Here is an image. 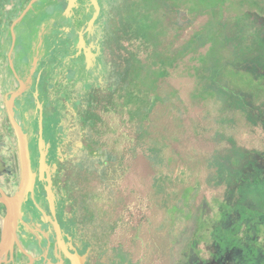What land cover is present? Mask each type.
Returning <instances> with one entry per match:
<instances>
[{
	"label": "rangeland",
	"instance_id": "rangeland-1",
	"mask_svg": "<svg viewBox=\"0 0 264 264\" xmlns=\"http://www.w3.org/2000/svg\"><path fill=\"white\" fill-rule=\"evenodd\" d=\"M110 7L105 59L114 65L108 87L114 92L122 84L127 103L139 101V110L150 95L157 97L149 101L151 107L156 101L161 106L151 113L149 131L134 137L149 149L144 171L151 173L147 192L158 213L148 211L150 221L138 239L129 215L119 212L120 223H113L108 214L110 246L121 248L115 259L121 264L132 256L129 264H264V0H116ZM17 33L27 52V30ZM5 93L0 90V104ZM234 96L247 100L244 111L232 104ZM122 112L103 116L108 139L116 132L125 135L132 123L127 109ZM84 120L88 127L94 118ZM132 155L124 159L131 162ZM19 156L18 138L0 110V165L7 171L0 173L2 184L15 180L11 161ZM127 161L124 168L115 164L114 171L123 173ZM132 181L122 190L136 212L146 195L129 193ZM92 183V192L100 188L99 203L111 206V183Z\"/></svg>",
	"mask_w": 264,
	"mask_h": 264
},
{
	"label": "flooded vegetation",
	"instance_id": "flooded-vegetation-1",
	"mask_svg": "<svg viewBox=\"0 0 264 264\" xmlns=\"http://www.w3.org/2000/svg\"><path fill=\"white\" fill-rule=\"evenodd\" d=\"M111 1L0 0V90L7 89L0 110L15 133L8 113L11 103L15 120L28 137L34 174L33 184L27 185L22 197L17 240L0 264H121L115 259V251L121 248L110 246L107 237L110 215L115 217L113 223H120L119 212L129 215L132 236L137 234L138 239L144 223L150 221L148 211L152 210L151 216L158 213L147 192L151 173L144 171L150 163L149 149L146 143L139 146L134 137L149 131L151 113L161 106L156 101L151 107L149 101L157 97L150 95L139 110V101L127 103L122 84L114 92L108 87L114 65L105 59L112 16L108 8H114L116 0ZM24 28L30 40L27 52L22 51L17 33ZM105 90L114 98L110 93L101 96ZM125 109L132 122L126 134L120 137L116 132L108 139L103 116L119 115ZM88 116L94 121L87 127ZM140 149L143 153L135 155ZM127 153L134 154L131 162L124 159ZM126 161L123 173L114 171L115 164L124 168ZM11 162L15 180L0 182V200L16 197L22 186L19 159ZM4 172L0 165V173ZM96 180L100 187L111 183V206L99 203L100 188L91 191ZM126 180H133L129 193L146 195L136 212L122 190ZM8 215L7 205L0 201V243Z\"/></svg>",
	"mask_w": 264,
	"mask_h": 264
},
{
	"label": "water",
	"instance_id": "water-1",
	"mask_svg": "<svg viewBox=\"0 0 264 264\" xmlns=\"http://www.w3.org/2000/svg\"><path fill=\"white\" fill-rule=\"evenodd\" d=\"M26 12L17 22L14 23V26L23 19ZM8 113L10 122L18 138V146L20 153L19 165L20 174L22 176V186L20 192L16 195V197L5 198L3 200H0L2 203L7 205L9 210L8 220L3 231L2 241L0 243V263L2 261V257H4L11 250L14 245V242H16L17 240L16 226L20 218L22 197L26 188L28 187L27 185H32L34 182L33 166L31 161L28 137L26 133H24L22 127L16 122L11 103L8 106Z\"/></svg>",
	"mask_w": 264,
	"mask_h": 264
},
{
	"label": "trees",
	"instance_id": "trees-1",
	"mask_svg": "<svg viewBox=\"0 0 264 264\" xmlns=\"http://www.w3.org/2000/svg\"><path fill=\"white\" fill-rule=\"evenodd\" d=\"M113 1V0H112ZM111 1V2H112ZM165 4H167V5H169L170 3L169 2H164ZM170 6V8H171V5H169ZM173 7L172 8H174V5H172ZM232 28H233V26H232ZM196 39V38H195ZM197 39L200 41V39L197 37ZM193 41H195V40H193ZM192 42V41H191ZM193 43L194 42H192V46H193ZM257 72V71H256ZM248 96H250V97H254V94H252V93H248ZM236 96H234L233 98H232V104L235 106V104L238 106L237 107V109L238 110H242V111H244L243 109H244V106H246V105H249V103L247 102V100L246 99H244V97L241 99V101L239 102L236 98H235ZM246 112H247V116H248V119L249 120H252L253 121V119L254 118H252V113H251V110H246Z\"/></svg>",
	"mask_w": 264,
	"mask_h": 264
}]
</instances>
